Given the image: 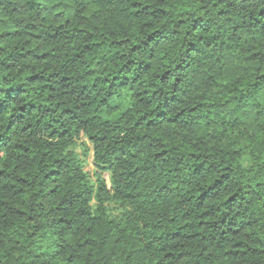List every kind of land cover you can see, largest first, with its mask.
<instances>
[{
	"label": "clouds",
	"instance_id": "9594fccd",
	"mask_svg": "<svg viewBox=\"0 0 264 264\" xmlns=\"http://www.w3.org/2000/svg\"><path fill=\"white\" fill-rule=\"evenodd\" d=\"M0 264H264V0H0Z\"/></svg>",
	"mask_w": 264,
	"mask_h": 264
}]
</instances>
